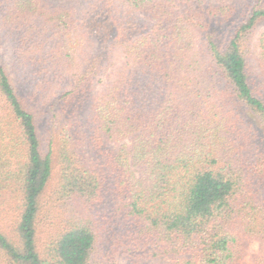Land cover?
<instances>
[{
    "label": "trees",
    "instance_id": "obj_1",
    "mask_svg": "<svg viewBox=\"0 0 264 264\" xmlns=\"http://www.w3.org/2000/svg\"><path fill=\"white\" fill-rule=\"evenodd\" d=\"M261 20L264 0H0L28 72L0 55V214L16 211L0 255L239 264L253 237L264 264V44L240 50ZM55 165L57 198L82 209L42 257Z\"/></svg>",
    "mask_w": 264,
    "mask_h": 264
},
{
    "label": "rangeland",
    "instance_id": "obj_2",
    "mask_svg": "<svg viewBox=\"0 0 264 264\" xmlns=\"http://www.w3.org/2000/svg\"><path fill=\"white\" fill-rule=\"evenodd\" d=\"M235 8V7H234ZM241 6L238 5L235 8L234 16H230L229 21L230 24H234L238 22L240 19H236L238 12L240 11ZM227 29V27H226ZM264 37V20L257 22L254 27L246 33V36L240 41V50L247 52V55H250L252 58H257L258 53L262 52L261 50V38ZM0 55L4 57V59L9 60L12 67V73L15 81L19 82L24 79L28 73L26 70L19 69V62L16 60L15 56H10L11 52H13V38L10 34L0 29ZM261 41V42H260ZM80 58V56L78 57ZM255 67V66H254ZM256 72V71H255ZM257 74V72H256ZM258 75V74H257ZM101 82L105 81L104 75L100 78ZM36 98V97H35ZM44 114V113H43ZM58 168L59 166L55 165L53 169V179L50 181L45 191L42 194L41 199V207L39 212L38 219V230H37V246L40 250V255L44 257V251L47 246L54 240V238L60 232L61 227L65 226L67 219L70 217H77L81 215L80 210L82 208H78L72 201L69 199H58L57 198V176H58ZM14 201H12L9 205H13ZM99 209V207H97ZM7 210V209H6ZM10 214L1 213L0 214V229L7 234L9 237L14 238V213L16 211H9ZM95 208L92 206L90 210L83 213L86 215H91V219L95 221V223H101L102 218L94 217ZM96 214H98L96 212ZM245 251L242 260L239 264H255L254 256L263 254V250L260 248L259 241L253 237H245ZM104 244L101 243V246ZM9 259L5 255H0V264H9L7 261ZM154 260H146L142 264H150L153 263Z\"/></svg>",
    "mask_w": 264,
    "mask_h": 264
}]
</instances>
